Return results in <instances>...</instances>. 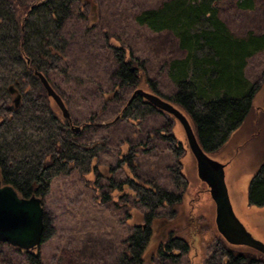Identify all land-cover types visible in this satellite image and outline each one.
I'll return each instance as SVG.
<instances>
[{
	"label": "rangeland",
	"instance_id": "rangeland-1",
	"mask_svg": "<svg viewBox=\"0 0 264 264\" xmlns=\"http://www.w3.org/2000/svg\"><path fill=\"white\" fill-rule=\"evenodd\" d=\"M165 1L168 0H73L70 15L59 32L64 43V60L60 71L51 73L49 78L65 98L72 127L80 128L79 134L72 135L73 139L95 147L96 162L101 168L106 167L103 170L106 176L115 172L116 181L121 182L135 173L141 181L148 180L180 197L174 208L163 207L153 214V235L144 264H209L208 256L215 249L217 235L220 236L215 222L216 202L199 176L182 124L172 114L155 112L147 105L137 106L135 121L122 117V107L136 89L155 94L148 80L163 95L176 91L168 73L170 63L186 53L170 32H154L136 21L138 14L158 8ZM254 2L253 9L245 10L236 5V0L218 1L219 17L234 35L264 34V0ZM116 47L126 48L145 64L138 86H116L119 83L113 76ZM246 76L259 85L253 109L217 152L207 154L224 165L236 217L255 239L264 243V206L258 208L247 203L252 176L264 161V50L248 58ZM13 98L14 95L12 102ZM169 133L181 146L182 156L178 157L162 138ZM130 150L136 155L134 165L115 171L120 158ZM176 166L184 180L175 178L172 168ZM82 169L79 166L69 174L63 169L57 171L50 192L42 199L50 232L36 250L43 264H119L131 225L144 223L139 217L140 206H133L130 215L125 214L126 209L120 207L124 201L116 197L119 193L113 192L115 202L103 201L100 196L111 192L106 187L108 182L101 180L98 188L91 183L94 179L91 172L81 176ZM141 211L146 213L145 209ZM170 220H174L171 224L174 236L191 244L189 253L179 255L176 260L157 256L165 236L164 223ZM0 264L28 263L23 253L0 243Z\"/></svg>",
	"mask_w": 264,
	"mask_h": 264
},
{
	"label": "trees",
	"instance_id": "trees-1",
	"mask_svg": "<svg viewBox=\"0 0 264 264\" xmlns=\"http://www.w3.org/2000/svg\"><path fill=\"white\" fill-rule=\"evenodd\" d=\"M218 1L168 0L136 16L139 24L154 32L173 34L179 48L186 53L185 57L170 63L168 73L176 87L174 94L163 95L153 81L148 82L155 94L187 117L206 153L217 152L253 109L259 85L246 76L247 60L264 50V34L249 33L246 37H238L230 31L219 17ZM72 2L0 0V178L22 197L36 195L42 199L50 192L60 169L69 174L82 166L81 176L91 172L94 176L91 183L98 188L105 179L111 192L100 198L115 202L113 192L119 193L116 197L124 201L120 207L126 209L125 214L130 215L133 206H140L139 217L144 219V223L131 225L119 264H144L153 235V214L163 207L174 208L180 197L148 180L141 181L135 173L134 176L128 174L121 182L116 181L115 172L106 176L103 172L106 167L101 168L96 162L95 147L81 145L73 139L72 135L77 132L35 75V71L43 73L64 101L49 75L60 71V63L64 60V43L59 32L70 15ZM254 4V0H236L240 9L251 10ZM114 56L113 76L119 81L116 86H138L145 73V64L124 47L114 48ZM10 85L21 93L22 102L18 108L8 91ZM129 100L121 111L122 117L130 121L138 119V105H147L163 113L141 96ZM162 138L178 157L182 156V148L172 134ZM135 158L130 150L120 158L115 171L134 165ZM172 171L176 179H185L179 166ZM247 203L258 208L264 206V161L252 176ZM44 221L42 241L50 236L48 222ZM173 222L164 223L165 236L157 250L161 259L176 260L191 249L188 240L174 236ZM214 248L207 259L209 264H264L262 252L230 244L221 234L217 235ZM14 249L26 256L28 264H43L37 249Z\"/></svg>",
	"mask_w": 264,
	"mask_h": 264
},
{
	"label": "water",
	"instance_id": "water-1",
	"mask_svg": "<svg viewBox=\"0 0 264 264\" xmlns=\"http://www.w3.org/2000/svg\"><path fill=\"white\" fill-rule=\"evenodd\" d=\"M46 93L51 97L62 116L71 123V115L62 97L55 91L46 76L35 71ZM14 95L13 103L16 108L21 105L22 96L14 85L8 87ZM136 96H141L161 111L172 114L182 124L189 148L196 159L199 176L204 180L216 202V227L218 232L233 245H244L254 248L264 254V243L255 239L236 217L227 185L225 182L224 165L211 158L201 147L196 134L187 117L174 105L156 94L136 89L129 102ZM78 132L79 127H72ZM45 230L44 207L42 198L36 195L22 197L11 185L2 184L0 179V243H7L21 250H35L42 243Z\"/></svg>",
	"mask_w": 264,
	"mask_h": 264
},
{
	"label": "flooded vegetation",
	"instance_id": "flooded-vegetation-1",
	"mask_svg": "<svg viewBox=\"0 0 264 264\" xmlns=\"http://www.w3.org/2000/svg\"><path fill=\"white\" fill-rule=\"evenodd\" d=\"M188 142V141H187ZM189 146V145H188ZM1 179V178H0ZM2 184H4L3 182H2ZM133 214H134V212H133ZM141 224V223H140Z\"/></svg>",
	"mask_w": 264,
	"mask_h": 264
}]
</instances>
